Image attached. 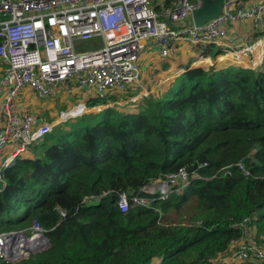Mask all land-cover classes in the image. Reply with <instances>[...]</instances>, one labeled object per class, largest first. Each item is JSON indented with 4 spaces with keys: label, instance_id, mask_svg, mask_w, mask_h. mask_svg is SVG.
Wrapping results in <instances>:
<instances>
[{
    "label": "trees",
    "instance_id": "obj_1",
    "mask_svg": "<svg viewBox=\"0 0 264 264\" xmlns=\"http://www.w3.org/2000/svg\"><path fill=\"white\" fill-rule=\"evenodd\" d=\"M213 63L220 56L196 59L164 90L134 101L137 110L108 106L72 118L17 155L2 171L0 231L35 219L51 246L0 264H210L244 236V224L264 245V63L196 66ZM117 93L86 104L117 102ZM180 168L200 177L153 207L120 211L117 192Z\"/></svg>",
    "mask_w": 264,
    "mask_h": 264
},
{
    "label": "built area",
    "instance_id": "obj_2",
    "mask_svg": "<svg viewBox=\"0 0 264 264\" xmlns=\"http://www.w3.org/2000/svg\"><path fill=\"white\" fill-rule=\"evenodd\" d=\"M199 6L200 0H0V191L6 185L2 171L17 155L56 124L98 106L80 101L77 106L60 110L53 121L40 124L37 113L18 102L24 89L40 99L64 90L93 91L95 97L102 98L136 89L141 86L139 57L147 41L153 42L163 57L176 55L180 44L188 42L203 48L197 59L229 53L224 66L257 69L263 65L264 0L253 4L225 0L217 17L196 26L192 12ZM248 19L256 30L262 29L259 38L238 45L223 40L227 24ZM86 41H92L94 47L80 48ZM196 66L208 70L216 64ZM80 105L87 111L68 116ZM236 165L248 174L243 160ZM221 171L230 174L228 167ZM191 177L200 176L180 168L136 190L117 192V206L121 212L132 206L153 207L156 201L180 193ZM105 193L86 196L83 202ZM58 212L63 217L66 214L62 208ZM244 226V236L237 241L233 254L239 261H264V245L255 240L251 226ZM50 246L47 229L35 219L25 227L0 231L3 262H19Z\"/></svg>",
    "mask_w": 264,
    "mask_h": 264
},
{
    "label": "crops",
    "instance_id": "obj_3",
    "mask_svg": "<svg viewBox=\"0 0 264 264\" xmlns=\"http://www.w3.org/2000/svg\"><path fill=\"white\" fill-rule=\"evenodd\" d=\"M258 0H251V2L249 4H253V3H256ZM264 27V25H263ZM226 28V35L225 37H223V40L226 41V42H231L235 45H238V44H245L249 41H253L255 38H259L261 35H262V29L260 31L256 30L254 27H253V23L251 20H245V21H236L234 23H229L225 26ZM255 30L256 32L258 33V36H256L253 40H250V34H254L255 35ZM149 44L150 47H154L155 48V51L152 52L150 51L149 49H146L147 45ZM195 47H198V46H194L188 42H183L180 44L179 48H178V51H177V54L176 55H180L183 59H185V61H183L182 65H180L179 67H175L173 68V62L171 60V57H163L159 54L158 52V49L156 47V45L151 42V41H147L146 44H145V50H143L142 52H144L143 54L147 55L146 58H144V56H141L139 57V65H140V71H141V74H140V84L141 86H138L136 87V93L131 95L130 96V100L134 99L137 97L138 94H140V91L143 90H147V85L152 83L153 81H162L163 79L167 80V78H169V76L175 74V76H177L178 74H180L182 72L183 69H185L186 66H188L189 63H192L194 62L197 57L199 56V54L191 59V60H187L186 58L189 57L191 54H193L195 51H193V48ZM141 52V54H142ZM202 53V52H201ZM174 55V56H176ZM230 54L229 53H225L223 55H220V67L224 66V64H222L224 62L225 59H229L230 58ZM181 63V62H179ZM161 67H164L165 69V74L162 78L159 79V77L161 75H163V73L157 74V72H155L156 70H160ZM174 69V70H172ZM175 76L169 81L170 83L173 81V79L175 78ZM164 82V81H163ZM169 84V83H168ZM134 90V89H132ZM154 89L150 90L151 92L148 91L147 95L154 92L153 91ZM74 90H72L73 92ZM77 93L76 95H79V94H82L81 91H78L76 90ZM131 90H127L125 92H120V93H117L118 96H117V100H125L126 97H128L129 93H130ZM64 92L65 94L67 93L66 90L62 91ZM71 92V93H72ZM90 92V91H89ZM93 92V91H92ZM28 95L29 99H28V103H26L25 105L23 106H26L30 109H32L35 113L36 110L34 108V105L35 104H38L39 102L41 101H44L45 98L43 99H40L36 96V94H34L33 92H31L30 90L28 89H24L21 97L23 95ZM58 94V93H57ZM69 94V93H67ZM84 95V94H83ZM56 94L54 96H51V97H55ZM94 96V92H93V95ZM139 96V95H138ZM143 95L140 94L139 97H142ZM91 97V96H90ZM35 99V102H33V100ZM39 111V110H38ZM41 111V109H40ZM38 115V113H37ZM2 125V118H1V115H0V127ZM256 218V217H254ZM250 231L252 234H255V229H254V226H251L250 227ZM239 241L241 239H238ZM233 241L229 248L227 249V251H231V247L237 243V241ZM227 251L219 254L215 259L212 260V264H215V262H222L223 264H240L241 261H239L238 259H236L234 256H233V253H230L232 254L231 257H229L230 255H226L227 254Z\"/></svg>",
    "mask_w": 264,
    "mask_h": 264
},
{
    "label": "rangeland",
    "instance_id": "obj_4",
    "mask_svg": "<svg viewBox=\"0 0 264 264\" xmlns=\"http://www.w3.org/2000/svg\"><path fill=\"white\" fill-rule=\"evenodd\" d=\"M243 1L247 4H249L251 2V0H243ZM187 21L189 22V19ZM256 36H258V33L255 30V35L250 34L249 38H250V40H253ZM96 42H98V40H96ZM93 47H94V44L92 43V41H86V42L82 43V45H80V48H82V49H90ZM146 49H149L152 52L155 51V48L150 47L149 44L147 45ZM193 51H195V52L186 58L188 61L195 58L198 54H200L203 51V48L202 47H195V48H193ZM143 53L144 52H142L141 56H144V58H146L147 55H145ZM171 60L173 62V68L179 67L180 65L183 64L182 62L185 61V59H183L180 55L172 56ZM179 62H181V63H179ZM220 65L221 64H216L215 67H220ZM172 70H174V69H172ZM155 72H157L158 76H159V74L163 73V75H161L159 77V79H160L164 76L165 69H164V67H161L160 70H156ZM169 81L170 80L167 81L165 79H163L162 81H153L152 83L148 84L146 87H147V90L149 92H151L150 90L154 89L153 90L154 92H152V93L156 94L159 90H164L167 87L168 83H170ZM148 91L142 89V91H140V94L143 96L147 95ZM76 93H77L76 90H74L72 93H69V94H67V93L65 94L64 92H60V93L56 94L55 97H46L44 101H41L38 104H35L34 108H35L36 112L38 113V117L40 119V124L43 122L53 121L55 118L58 117V113L60 110H67V109L71 108L72 106H77L78 104H80L79 103L80 101H83L84 104H86L88 98L93 95L92 91L86 92V93L82 92V94H79V95H76ZM140 94H138V95L140 96ZM138 95L136 98L132 99L131 101L127 100V99H125V100L120 99L117 102H110V105H107V106H104V104H103L98 108L95 107L96 108V109L94 108L95 110L93 109L92 111L87 112V113L88 114L89 113L94 114V113H97L101 109H104L105 107H108V106L118 107L117 109H119L120 111H125V112L137 110V107L134 106L137 104H134V103H136L134 101L138 100V98H139ZM28 99H29L28 95L25 94L21 97L20 101L18 99L17 100H18L19 104L23 106L26 103H28ZM140 101H142V99L137 101V102L139 103ZM33 102H35V99L33 100ZM79 107H81V108H79ZM79 107L72 110L68 116H73L72 113H74V112L76 113V115L80 114V112L82 111L81 109L84 106L80 105ZM40 109H41V111H40ZM62 123H59V124L61 125ZM59 124H56L55 126H57ZM236 247H237V244H234L231 247V251L228 250L226 255H230L229 257H231L232 254H230V253H233L234 250L236 249ZM233 256L236 258V256L234 254H233ZM160 261H161V259L159 257H155L152 259V261L149 264H160ZM210 264H212V262ZM215 264H223V263L222 262H215ZM240 264H243V263L240 262Z\"/></svg>",
    "mask_w": 264,
    "mask_h": 264
},
{
    "label": "water",
    "instance_id": "obj_5",
    "mask_svg": "<svg viewBox=\"0 0 264 264\" xmlns=\"http://www.w3.org/2000/svg\"><path fill=\"white\" fill-rule=\"evenodd\" d=\"M225 0H200V6L192 12V20L196 26H201L217 17L223 8Z\"/></svg>",
    "mask_w": 264,
    "mask_h": 264
}]
</instances>
